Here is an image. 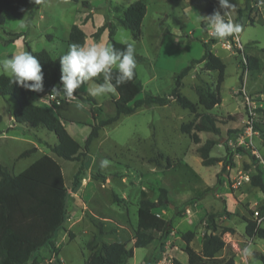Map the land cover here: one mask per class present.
I'll return each mask as SVG.
<instances>
[{
  "label": "rangeland",
  "instance_id": "rangeland-1",
  "mask_svg": "<svg viewBox=\"0 0 264 264\" xmlns=\"http://www.w3.org/2000/svg\"><path fill=\"white\" fill-rule=\"evenodd\" d=\"M82 1L89 5H83ZM134 1L31 0L23 19L5 13L6 21L0 25V74L24 80L36 78L27 44L34 51L45 49L82 65L83 69H74L71 77L72 83L77 78L81 80L74 90L80 96H94L97 105L68 96L66 103L71 106L63 107L67 118L62 115L68 120L66 129L82 146L90 133L89 124L95 122L87 113L90 109L98 112V120L115 114L117 94L104 75L107 68H118L120 63L111 61L107 54L108 36L105 43L93 36L104 23L116 24L115 39L130 44L133 53L144 58L139 61L131 58L143 85L136 99L147 94L170 99L165 105L139 107L134 113L122 114L114 123L102 127L83 162L57 157L70 193L66 218L56 232L58 257L63 264H87L88 256L103 243L120 241L132 250V256L124 264H190L188 248L198 254L195 256L200 255L213 215L219 226L217 233L223 227L230 228L223 234L225 246L215 260L199 258L197 262L217 264L233 258L235 264H263L258 254H264V239L248 236L245 228L246 220L255 219V211L264 201V193L250 180L257 166L264 171V112L260 111L264 110V3L262 0H143L147 12L142 36L135 40L132 32L118 21ZM73 23L86 30L89 49L98 60L93 67L86 64L88 54L69 42ZM231 29L238 33L243 48L235 47L229 52L222 43L231 38ZM17 33L27 39L21 36L5 42ZM206 48L226 64L220 91L222 101L212 109L199 104L198 95L199 87L215 90L218 80V72L205 67ZM248 55L259 59L258 69L246 67ZM187 66L190 69L179 90L198 105L196 114L181 107L171 95L176 75ZM43 100L36 98L34 102L49 104ZM16 108L15 99L0 96V166L18 174L37 157L52 154L48 145L57 143V137L42 127L18 124L10 128V114ZM203 113L214 116L220 130L216 134L198 132L201 141L197 144L181 131V125L198 120ZM249 122L254 124L257 134L248 136ZM208 139L216 141L211 156L221 160L206 166L198 147ZM33 147L35 152L20 157ZM229 151L234 153V164L224 167ZM78 167L84 168L83 174L78 187L73 189ZM161 188L167 189V203L155 211L172 221V232L159 249V233H155V240L148 246L136 248L139 202L143 198L156 200ZM259 226L264 228V218ZM188 231L194 234L190 241L184 237ZM94 238L91 249L88 243ZM11 255L25 264H33L29 255L19 250H12ZM35 261L57 264L54 255L46 249Z\"/></svg>",
  "mask_w": 264,
  "mask_h": 264
},
{
  "label": "trees",
  "instance_id": "trees-1",
  "mask_svg": "<svg viewBox=\"0 0 264 264\" xmlns=\"http://www.w3.org/2000/svg\"><path fill=\"white\" fill-rule=\"evenodd\" d=\"M78 2L79 0H74ZM264 3V0H262ZM31 0H0V25L6 21L5 13L23 19L30 6ZM85 6L89 2L82 1ZM212 11H215L211 7ZM147 12V5L143 0H136L127 6L122 15L118 17L119 24L132 32L133 38L138 40L142 36V23ZM241 10H239V15ZM241 25V20H239ZM116 24L106 22L98 27L93 34L95 38H100L101 34L108 30L107 54L110 60L120 63V67L108 68L105 71L104 80L108 81L114 88L117 98L115 103V114L107 118L98 120V112L90 109L87 113L92 118L90 133L82 146L66 129L65 121H68L57 110V101L67 102L68 96L78 97L83 102H90L97 105L94 96H80L74 89L80 85L79 79L72 83L71 76L74 69H83L82 65L75 60L67 58L65 55L53 57L45 49L34 51L28 46V53L32 57L37 76L31 80H24L16 76L0 74V96L12 97L17 102V108L13 112L16 124L28 125L33 128H45L53 132L57 137V143L49 144L48 147L52 154L45 153L37 158L31 165L18 174L11 173L6 167L0 166V264H25L18 258L11 255V251L19 250L23 254H28L33 264H36V257L41 251L46 249L54 255L57 264H63L58 257V246L56 244V232L61 228L62 221L66 218L67 204L70 193L66 186L62 166L55 157H60L68 161L83 162L94 139L99 135L102 127L117 121L122 114H131L137 108L144 105L159 104L165 105L169 98L160 95L147 94L144 98L136 99L142 92L143 85L135 66L131 63V58L138 61L144 58L134 54L132 47L128 43H122L115 39ZM22 34H15L6 43L12 42ZM69 42L82 49L86 43L85 32L77 25L71 27ZM246 67L250 70L259 68V59L255 56H246ZM203 60L208 70L218 72V80L215 90H205L198 88L199 104L206 109H212L221 103V83L224 81L226 64L224 61L206 48ZM190 66H187L175 77V87L171 95L177 103L196 114L198 105L191 101L180 92L182 79L187 75ZM89 77L103 83L92 74ZM55 95L57 99L50 104L40 105L34 102L36 98H49ZM61 97L58 99V97ZM101 111V108H98ZM260 111H263L260 109ZM2 115L0 114V122ZM220 130L217 120L209 113L199 115L198 120L181 125V131L190 135L195 143H200L201 139L198 132L207 131L218 133ZM216 144L214 139H208L198 147V153L202 163L206 166L216 164L221 159L211 156L213 146ZM36 151V147L25 150L20 157L31 155ZM55 155V156H54ZM232 151L228 152L227 161L224 167L233 165ZM83 169L78 167L72 182V188L76 189L79 185L80 175ZM252 185L257 186L264 193V171L260 166L256 167V173L250 178ZM117 198L114 196V199ZM167 189L161 188L156 200L143 198L139 202L137 228L135 231L134 247L142 248L152 243L159 233L158 249L163 246L166 238L172 232V221L160 216L155 209L165 206L167 203ZM259 217L264 218V201L260 205ZM58 218L61 219L58 222ZM246 234L250 237L257 236L264 239V228L260 227L256 219L246 220ZM209 231L204 234L203 248L199 256L190 248V264H209L200 260L205 258L208 261L216 259L217 254L224 248L225 241L223 234L230 231V228L223 227L217 233L219 226L210 216L208 223ZM101 232V231H100ZM193 232L188 231L185 239L190 241ZM94 240L88 245L93 249ZM93 247V248H92ZM132 256V250L127 248L125 242L114 241L103 243L99 250H94L87 258V264H124ZM258 258L264 264V254L259 253ZM217 264H235L233 258L222 260Z\"/></svg>",
  "mask_w": 264,
  "mask_h": 264
},
{
  "label": "crops",
  "instance_id": "crops-1",
  "mask_svg": "<svg viewBox=\"0 0 264 264\" xmlns=\"http://www.w3.org/2000/svg\"><path fill=\"white\" fill-rule=\"evenodd\" d=\"M30 5H31V3H30ZM93 5V4H92ZM30 7V6H29ZM103 23V22H102ZM102 23H100L101 25H102ZM75 23H73L72 25H74ZM71 25V26H72ZM82 30L84 31V32H86V30H85V28H82ZM21 36H23L24 37V39H27V37L26 36H24V35H21ZM21 36L19 37V38H21ZM106 36H108V30L106 29L102 34H101V36H100V41H102V43H105V39H106ZM69 38V37H68ZM89 37H87L86 36V43H85V46L81 49V51H83L84 53H86V54H88V56H87V58H86V64L87 65H89V66H91V67H93V66H95L96 65V63H98V60H97V58L95 57V52L94 51H91L90 49H89ZM107 44H108V41H107ZM51 54V53H50ZM52 55V54H51ZM53 57H57V56H60V55H56V56H54V55H52ZM97 61V62H96ZM108 61V60H107ZM112 61V60H111ZM108 69V68H107ZM106 69V70H107ZM37 73V72H36ZM73 74V73H72ZM72 77V76H71ZM75 78V77H74ZM78 79V78H77ZM80 79V78H79ZM44 100V102L45 103H51L53 100H55V99H57V97H55L54 99H51L50 97L49 98H43ZM73 98H69V100H72ZM57 110L62 114V115H65V117L68 115V113H67V111H65V106H71V105H68L66 102H63V103H61V102H59V101H57ZM64 107V108H63ZM72 107H77V106H73L72 105ZM79 108V107H78ZM15 110V109H14ZM14 112V111H13ZM13 112L10 114V120H11V124L9 125V127L10 128H12V127H14V126H16V125H18V124H16L15 122H14V116H13ZM86 112V111H85ZM67 118V117H66ZM19 125H21V124H19ZM37 158H39V157H37ZM56 159H57V157H55ZM57 161H58V159H57ZM33 163V162H32ZM32 163H30L29 165H31ZM61 164V163H60ZM28 165V166H29ZM28 166H26V167H24V169H26ZM61 166H62V164H61ZM23 169V170H24ZM22 170V171H23ZM62 170H63V173H64V176H65V172H64V169H63V166H62ZM21 172V171H20ZM19 172V173H20ZM13 174H15V173H13Z\"/></svg>",
  "mask_w": 264,
  "mask_h": 264
},
{
  "label": "built area",
  "instance_id": "built-area-1",
  "mask_svg": "<svg viewBox=\"0 0 264 264\" xmlns=\"http://www.w3.org/2000/svg\"><path fill=\"white\" fill-rule=\"evenodd\" d=\"M230 35L231 38H226L224 40V42L222 43V46L224 47V49H226L227 51L231 52L233 48H238V49H242L243 45L240 41L239 35L236 32V30H230ZM56 97L55 95H51L50 98H54ZM247 130V134L248 136H252L253 134H257V131L254 128V124L249 122V125L246 128ZM255 219L257 220L258 225L263 221V217H259V212L258 210L255 211ZM162 264V263H159Z\"/></svg>",
  "mask_w": 264,
  "mask_h": 264
}]
</instances>
